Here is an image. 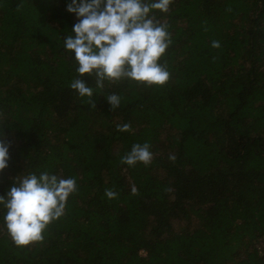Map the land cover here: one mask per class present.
Masks as SVG:
<instances>
[{"label":"trees","instance_id":"obj_1","mask_svg":"<svg viewBox=\"0 0 264 264\" xmlns=\"http://www.w3.org/2000/svg\"><path fill=\"white\" fill-rule=\"evenodd\" d=\"M69 2L0 0V195L29 171L77 186L42 241L17 247L0 221V264H264V0L152 10L169 79L96 89L86 75L95 107L69 87ZM145 142L148 165L122 162Z\"/></svg>","mask_w":264,"mask_h":264},{"label":"clouds","instance_id":"obj_2","mask_svg":"<svg viewBox=\"0 0 264 264\" xmlns=\"http://www.w3.org/2000/svg\"><path fill=\"white\" fill-rule=\"evenodd\" d=\"M171 0H70L66 5L77 22L63 39V48L75 61L76 76L69 87L92 107L94 89L82 77L91 76L96 89L104 82L121 79L162 86L169 79L158 61L171 44L166 25L151 18L152 10L167 12ZM213 48L220 43L212 41ZM112 109L119 107L116 93L105 95ZM128 124L117 125L127 131ZM152 152L147 142L133 144L121 159L128 166L148 165ZM172 158V157H170ZM9 144L0 140V172L8 167ZM77 191L74 177L62 178L50 171L26 172L14 179L5 195H0V221L17 247L44 239L48 225L65 213L69 196ZM133 193L136 189L133 187ZM105 195L116 194L106 190Z\"/></svg>","mask_w":264,"mask_h":264}]
</instances>
